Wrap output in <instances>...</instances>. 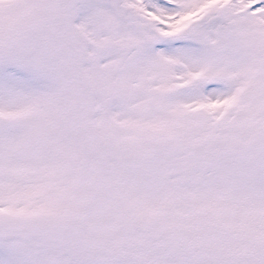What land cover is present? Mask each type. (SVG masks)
I'll return each instance as SVG.
<instances>
[{
    "label": "snow or ice",
    "instance_id": "1",
    "mask_svg": "<svg viewBox=\"0 0 264 264\" xmlns=\"http://www.w3.org/2000/svg\"><path fill=\"white\" fill-rule=\"evenodd\" d=\"M0 264H264V0H0Z\"/></svg>",
    "mask_w": 264,
    "mask_h": 264
}]
</instances>
